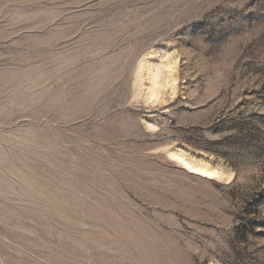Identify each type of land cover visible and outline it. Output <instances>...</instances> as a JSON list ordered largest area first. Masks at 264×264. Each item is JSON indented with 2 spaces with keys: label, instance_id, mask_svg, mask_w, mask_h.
Masks as SVG:
<instances>
[{
  "label": "rangeland",
  "instance_id": "rangeland-1",
  "mask_svg": "<svg viewBox=\"0 0 264 264\" xmlns=\"http://www.w3.org/2000/svg\"><path fill=\"white\" fill-rule=\"evenodd\" d=\"M0 264H264V0H0Z\"/></svg>",
  "mask_w": 264,
  "mask_h": 264
},
{
  "label": "bare ground",
  "instance_id": "bare-ground-1",
  "mask_svg": "<svg viewBox=\"0 0 264 264\" xmlns=\"http://www.w3.org/2000/svg\"><path fill=\"white\" fill-rule=\"evenodd\" d=\"M156 79V77H155ZM154 92H151V95H153ZM182 167L184 169H186L190 174L193 175H198L201 177H206V178H211L214 175H216V172L212 169H209L205 166L199 165V164H194V165H190L187 161H185L184 159H182L181 157H178Z\"/></svg>",
  "mask_w": 264,
  "mask_h": 264
}]
</instances>
